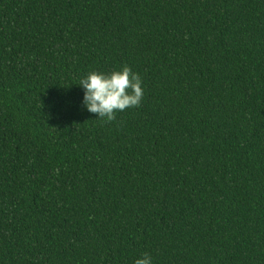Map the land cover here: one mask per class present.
Returning <instances> with one entry per match:
<instances>
[{
	"label": "trees",
	"instance_id": "1",
	"mask_svg": "<svg viewBox=\"0 0 264 264\" xmlns=\"http://www.w3.org/2000/svg\"><path fill=\"white\" fill-rule=\"evenodd\" d=\"M130 66L100 119L80 78ZM264 264V0H0V264Z\"/></svg>",
	"mask_w": 264,
	"mask_h": 264
},
{
	"label": "clouds",
	"instance_id": "2",
	"mask_svg": "<svg viewBox=\"0 0 264 264\" xmlns=\"http://www.w3.org/2000/svg\"><path fill=\"white\" fill-rule=\"evenodd\" d=\"M84 90L82 105L100 119L111 121L117 112L138 107L144 98L141 75L130 66L111 72L91 71L78 83ZM134 264H154L152 256L145 252Z\"/></svg>",
	"mask_w": 264,
	"mask_h": 264
}]
</instances>
